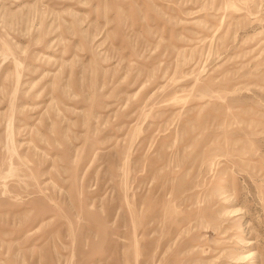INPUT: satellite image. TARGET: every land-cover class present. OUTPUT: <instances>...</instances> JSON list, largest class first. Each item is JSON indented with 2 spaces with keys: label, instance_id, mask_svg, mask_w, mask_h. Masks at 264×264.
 I'll use <instances>...</instances> for the list:
<instances>
[{
  "label": "rangeland",
  "instance_id": "374dc122",
  "mask_svg": "<svg viewBox=\"0 0 264 264\" xmlns=\"http://www.w3.org/2000/svg\"><path fill=\"white\" fill-rule=\"evenodd\" d=\"M0 264H264V0H0Z\"/></svg>",
  "mask_w": 264,
  "mask_h": 264
}]
</instances>
